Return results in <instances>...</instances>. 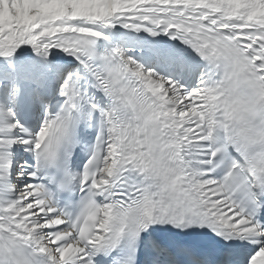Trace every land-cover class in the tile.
I'll use <instances>...</instances> for the list:
<instances>
[{
  "label": "snow or ice",
  "instance_id": "obj_1",
  "mask_svg": "<svg viewBox=\"0 0 264 264\" xmlns=\"http://www.w3.org/2000/svg\"><path fill=\"white\" fill-rule=\"evenodd\" d=\"M0 264H264V0H0Z\"/></svg>",
  "mask_w": 264,
  "mask_h": 264
}]
</instances>
